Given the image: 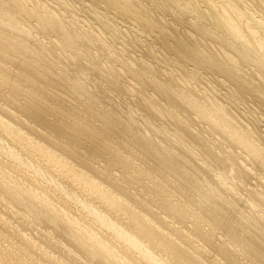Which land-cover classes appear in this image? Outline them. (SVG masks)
Returning <instances> with one entry per match:
<instances>
[{
    "label": "bare ground",
    "instance_id": "bare-ground-1",
    "mask_svg": "<svg viewBox=\"0 0 264 264\" xmlns=\"http://www.w3.org/2000/svg\"><path fill=\"white\" fill-rule=\"evenodd\" d=\"M0 264H264V0H0Z\"/></svg>",
    "mask_w": 264,
    "mask_h": 264
},
{
    "label": "rangeland",
    "instance_id": "rangeland-1",
    "mask_svg": "<svg viewBox=\"0 0 264 264\" xmlns=\"http://www.w3.org/2000/svg\"><path fill=\"white\" fill-rule=\"evenodd\" d=\"M85 2V3H84ZM79 3V4H78ZM81 3V4H80ZM87 4V2L86 1H75V5L77 6V5H79L78 7V9H76L77 10V12H79L78 14H79V16L81 17V18H84L83 16H86V18L88 19V20H90V15H91V13H90V11L88 10V9H86V7H84V6H82V5H84V4ZM81 10V11H78V10ZM84 9V11H82ZM89 12L90 14H88V13H86V12ZM84 14V15H83ZM116 23H117V26H120V25H118V22L116 21ZM92 25H95V24H92ZM115 28H117V27H115ZM119 28V27H118ZM125 32H127V31H125ZM133 32V33H132ZM131 33V34H130ZM126 35H121V37H124V39L123 38H121V37H119V42L122 44H120V43H116V46H118V45H120V46H118V48L120 47V48H126V50H127V52L128 53H132V54H134L135 53V55L138 57V58H140L141 57V59H143V60H145V61H149L150 59H151V57H150V59H149V56L146 54V52H145V45L146 44H148V43H151V41H150V39H147V38H145V37H140V42H139V45L137 46L136 44V50H135V47L133 48L132 47V49H130L131 48V45L129 44V41H128V39L129 40H132V39H134L136 36L134 35L135 33H134V31H128L127 33H125ZM108 35H110V36H108ZM108 36V38L110 37L111 38V32L109 31V32H107L106 33V37ZM109 38V39H110ZM125 38H126V41H125ZM121 40V41H120ZM123 40H124V42H123ZM146 41V42H145ZM123 42V43H122ZM128 42V43H127ZM125 43V44H124ZM127 43V44H126ZM141 43V44H140ZM146 43V44H145ZM118 44V45H117ZM142 44H143V46H142ZM145 44V45H144ZM141 45V46H140ZM158 44L156 43L155 44V48H156V50H158V49H160V50H158V54L156 55L157 57H155V60L157 61V62H155V64L157 63V66H159L160 68H162L163 67V65L164 64H166V63H163V61H164V59H165V57L163 58L162 56H164V54L163 55H161V53L162 52H164L163 50H161V48L159 47V45L157 46ZM129 46H130V48H129ZM127 47L129 48V49H127ZM159 47V48H158ZM137 48H138V50H137ZM142 48V49H141ZM134 49V51L132 52L131 50H133ZM144 50V51H143ZM160 51V52H159ZM145 52V53H144ZM141 53V54H140ZM143 54V55H142ZM144 54L146 55V56H144ZM160 54V55H159ZM148 58V59H147ZM160 59V60H159ZM158 60H159V62H158ZM166 60V59H165ZM58 63V65H59V67H61V68H65L66 70H67V72H69V71H73V69H72V67L71 66H67V67H69V68H67V67H65V65L64 64H60V61H58L57 62ZM162 65V66H160V65ZM62 65V66H61ZM167 65V64H166ZM165 66V65H164ZM167 67V66H166ZM169 67V66H168ZM71 68V70H69ZM83 75V74H82ZM82 75L79 73V78H78V81L79 82H84L85 84L84 85H87L88 86V88H90L89 86H90V80L89 79H87L84 75H83V77H82ZM81 78H83V79H81ZM80 79H81V81H80ZM83 80V81H82ZM86 80H88L89 81V83H88V81L86 82ZM86 86V87H87ZM148 92L150 93H152V91L151 90H148ZM150 93V94H151ZM106 100V101H104V100ZM109 98L108 97H103L102 98V101L105 103L106 102V104H108V103H112V104H114V105H112V106H115L114 108L116 109V110H118V112H121V113H123L124 115H125V117L126 118H128V117H130L132 120H134L135 119V121L134 122H138V123H140L141 125H143L142 124V122H143V118H141L140 119V117H142L143 115H141L142 113H139L138 114V112H140L139 111V109L137 108V110H135L134 108H136V107H134V106H130V101L128 100V99H124L123 100V102H122V105L121 106H119L118 105V103L117 102H112V100H108ZM117 99V101H118V98H116ZM128 100V101H127ZM128 102H129V105H128ZM125 103H126V105H125ZM125 105V106H124ZM117 106V107H116ZM122 106H123V108H122ZM127 106V107H126ZM118 107H119V109H118ZM132 109H134L135 111H133ZM122 110V111H121ZM129 110V111H128ZM132 110V111H131ZM126 111V112H125ZM137 111V112H136ZM130 112H132V113H134V114H130ZM126 113V114H125ZM130 115V116H129ZM137 115V118H135V116ZM128 116V117H127ZM132 117H134V119L132 118ZM145 118V117H144ZM153 123H154V121H152ZM156 122V121H155ZM147 129V128H146ZM68 261V260H67Z\"/></svg>",
    "mask_w": 264,
    "mask_h": 264
}]
</instances>
